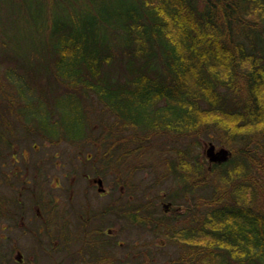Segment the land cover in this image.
<instances>
[{
    "label": "trees",
    "instance_id": "16d2710c",
    "mask_svg": "<svg viewBox=\"0 0 264 264\" xmlns=\"http://www.w3.org/2000/svg\"><path fill=\"white\" fill-rule=\"evenodd\" d=\"M35 1L26 7L51 41L54 73L94 91L124 128L198 135L213 126L234 150L206 165L188 144L170 163L188 196L212 183L210 201L199 193L210 206L166 234L183 244L179 262L264 264V0ZM127 201V220L148 228L151 202Z\"/></svg>",
    "mask_w": 264,
    "mask_h": 264
},
{
    "label": "rangeland",
    "instance_id": "374dc122",
    "mask_svg": "<svg viewBox=\"0 0 264 264\" xmlns=\"http://www.w3.org/2000/svg\"><path fill=\"white\" fill-rule=\"evenodd\" d=\"M34 4L35 0H0V42L7 45L5 49L0 46V264H18L19 251L23 264H58L56 215L48 219L32 216L43 199L40 189L45 187V199L52 205L54 196L68 199L73 195L75 200L84 185H90L88 197L95 203L101 197L82 170L91 168L93 177V167L104 172L101 174L112 198L150 201L148 210L154 212L148 217V228L127 218L121 221L113 217L111 227L118 232L110 238L112 264H181L178 253L183 244L169 240L166 234L173 227L190 224L195 214L201 215L210 206L199 193H207L209 200L212 183L195 197L188 196L179 174L169 169L170 163L180 161V151H185L188 144L195 149L190 151L191 156L205 160L206 165L210 163L205 153L209 142L217 148H229L232 156L234 150L220 143L219 132L213 126L198 135L124 128L123 120L94 91L67 84V78L54 73L55 58L48 52L51 41L41 24L34 23L37 12L26 7ZM46 16L47 11H41V21ZM16 65L27 73H11ZM39 125L56 126L55 134L45 132ZM84 132L79 139L66 135ZM113 141L115 145L109 146ZM88 154L92 157L86 161ZM252 169L255 175L256 168ZM210 178L222 184L218 177ZM169 201L172 206L166 211L164 204Z\"/></svg>",
    "mask_w": 264,
    "mask_h": 264
},
{
    "label": "flooded vegetation",
    "instance_id": "af4514ba",
    "mask_svg": "<svg viewBox=\"0 0 264 264\" xmlns=\"http://www.w3.org/2000/svg\"><path fill=\"white\" fill-rule=\"evenodd\" d=\"M91 157L92 155L88 154L84 160L89 161ZM72 168L74 170L81 169L80 167ZM92 169H95V176L93 177L91 176V168L85 170L83 168L82 170L85 178L92 179L91 183L96 187L97 195L101 197L95 203H91L92 200L88 197L90 185H84L83 192H78L79 197L75 200L73 195L68 199L54 196L52 199H55V203L52 202V205L45 199V187L40 189L43 199L40 204H37L35 215L32 216L38 219H48V217L54 218L56 215L60 238L58 264H112L113 258H111L109 251V246L112 243L110 238L118 232V229L115 228L114 230L111 227V221L113 217L121 221L126 219L127 198L126 201L119 197L112 198L111 189L107 188L108 184L101 174L104 172L100 168L93 167ZM80 173L81 171H79ZM76 176H74V182ZM72 183L73 181H71ZM122 190L121 193L125 194ZM52 193L54 194V192ZM168 203L166 211L172 206L171 201ZM40 230L42 231L41 228ZM122 243L118 242V244ZM17 256L16 262L23 264L24 259L20 251Z\"/></svg>",
    "mask_w": 264,
    "mask_h": 264
},
{
    "label": "water",
    "instance_id": "95a60500",
    "mask_svg": "<svg viewBox=\"0 0 264 264\" xmlns=\"http://www.w3.org/2000/svg\"><path fill=\"white\" fill-rule=\"evenodd\" d=\"M205 153L211 163L221 164L223 162L228 161L232 156V151L229 148L225 146L217 148V146L213 142H209ZM168 205L169 203L164 204L165 209H167Z\"/></svg>",
    "mask_w": 264,
    "mask_h": 264
}]
</instances>
